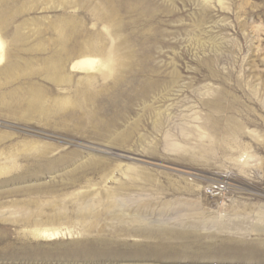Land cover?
<instances>
[{
    "label": "rangeland",
    "instance_id": "1",
    "mask_svg": "<svg viewBox=\"0 0 264 264\" xmlns=\"http://www.w3.org/2000/svg\"><path fill=\"white\" fill-rule=\"evenodd\" d=\"M0 38V264H264V0H0Z\"/></svg>",
    "mask_w": 264,
    "mask_h": 264
},
{
    "label": "bare ground",
    "instance_id": "2",
    "mask_svg": "<svg viewBox=\"0 0 264 264\" xmlns=\"http://www.w3.org/2000/svg\"><path fill=\"white\" fill-rule=\"evenodd\" d=\"M4 47H5V43L0 38V62L3 59V57H4V51H3ZM91 48H92V50H98V51L100 49L99 45H97L95 43L89 44L87 46L85 45V47L83 49H84V51H87V50H89ZM115 62H116V60H115V58H114V56L112 54V51L110 53H108L106 56H104V58H101L100 56L99 57H96V56L94 57L93 54H91V55L90 54H84L83 57H81L79 60L75 61V63L73 64V68H77V69L81 68V69L88 70V71H95L94 73H96V71H101V72L105 71L107 73H112ZM55 63H59V62H55ZM64 67L65 66H63V68ZM5 71H6V69H5ZM48 74H49L48 76L51 77L54 80H63L65 78V76L63 74H61V70L59 69V67L57 68V70L49 71ZM87 77H88V80L91 81V82L94 79H96V76L95 75H91V74L88 75ZM40 97H41V95L38 98H36V99L38 100ZM34 106H36V104ZM127 167H129V166L127 165ZM0 171H1V169H0ZM35 232L40 237H42L43 239H46V240H56V239H60V238H63V237L64 238H69V237H71V234H72L70 231L68 233H66L65 231H63L61 229H49V228H43V229H38V230L35 229Z\"/></svg>",
    "mask_w": 264,
    "mask_h": 264
}]
</instances>
